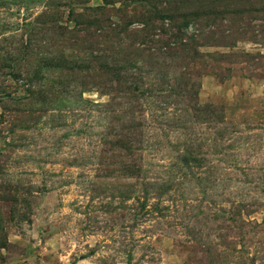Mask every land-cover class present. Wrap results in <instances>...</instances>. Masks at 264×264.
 <instances>
[{
	"label": "rangeland",
	"instance_id": "obj_1",
	"mask_svg": "<svg viewBox=\"0 0 264 264\" xmlns=\"http://www.w3.org/2000/svg\"><path fill=\"white\" fill-rule=\"evenodd\" d=\"M0 264H264V0H0Z\"/></svg>",
	"mask_w": 264,
	"mask_h": 264
}]
</instances>
